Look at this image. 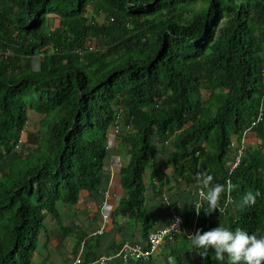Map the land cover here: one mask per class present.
<instances>
[{"label":"trees","instance_id":"16d2710c","mask_svg":"<svg viewBox=\"0 0 264 264\" xmlns=\"http://www.w3.org/2000/svg\"><path fill=\"white\" fill-rule=\"evenodd\" d=\"M263 51L264 0H0V264H32L47 218L63 226L60 204L108 189L115 153L125 165L114 222L135 226H115L125 241L138 228L145 239L164 211L168 224L171 208L190 227L194 191L216 183L231 185L234 202L225 215L201 216L198 229L220 223L264 235V195L243 203L248 191L264 193V116L253 128L257 144L244 145L230 174L233 138L241 144L264 105ZM32 112L41 116L35 132ZM111 130L119 150L109 145ZM147 169L159 182L152 199ZM168 169L177 190L161 209ZM100 236L81 237L84 262L98 259ZM176 244L128 264H229L185 235Z\"/></svg>","mask_w":264,"mask_h":264},{"label":"crops","instance_id":"0c3cea01","mask_svg":"<svg viewBox=\"0 0 264 264\" xmlns=\"http://www.w3.org/2000/svg\"><path fill=\"white\" fill-rule=\"evenodd\" d=\"M34 68L38 69L34 64ZM40 122V121H39ZM255 137V138H254ZM255 132H251L249 138L246 141V145L256 139ZM121 138L116 135L114 131L109 133V145H115L116 150L118 149ZM22 141H25V136L22 137ZM119 150V149H118ZM114 158H118L116 161ZM125 162V160H123ZM0 163V178L5 174L6 167ZM122 158L118 154H112L106 161L105 174L108 176L110 182L108 187V193L112 200H109L110 208L116 209L119 205L120 199L124 196V190L121 186V169H122ZM3 171V172H2ZM148 180H150V173L148 174ZM148 187V199L150 193L153 194V186ZM168 187V186H167ZM170 193L173 194L177 190L176 185L169 186ZM174 187V188H172ZM166 188V187H165ZM191 199V198H190ZM195 199V191L192 200ZM104 200V196L95 198L88 192H82L78 203L74 206L62 205L59 206L61 214V221L64 227L74 226L75 229L71 230L70 235L63 237L64 231L56 220L53 218H47V230L41 235L37 252L34 254V262L32 264H69L71 255L75 253V247L77 246L78 239L85 236L86 233L92 234L100 225L101 221V204ZM166 212H162V217H158L159 220L154 222V226L164 227L167 221L164 218ZM76 223V224H74ZM99 225V226H98ZM115 226L128 228L132 231L135 230L134 223L127 217L118 216L114 228L109 232H106L104 238L107 239V243L100 242L96 247L95 258L109 257L111 258L106 264H124L120 259L115 257V254L119 251V248L125 240L123 237V231H116ZM122 228H120L122 230ZM140 228L136 229V233L133 242L145 241L144 236L140 233ZM127 237L130 235L127 229H124ZM129 240V239H128ZM177 245V244H176ZM162 250L158 251L156 255H159Z\"/></svg>","mask_w":264,"mask_h":264},{"label":"clouds","instance_id":"9594fccd","mask_svg":"<svg viewBox=\"0 0 264 264\" xmlns=\"http://www.w3.org/2000/svg\"><path fill=\"white\" fill-rule=\"evenodd\" d=\"M263 86H264V80H263ZM262 100L264 101V94H263ZM262 106L264 107L263 103H262L261 107ZM115 133H116V135H118L117 130ZM150 173H151V170H150ZM169 174L170 173L167 171L166 175H165L166 178L164 177L165 178V180L163 182L164 184L160 185V186H162L161 187L162 192H161L160 196L158 197L157 201L159 203V208H161V209L166 208L164 206H161V204H165L168 207H170L172 205V202L170 199V194H171L170 192L171 191H169L170 185L167 187V184H169V182H168ZM166 179H167V182H165ZM212 180H213V176L211 174H209L203 178V184L205 186H210V182ZM151 181L154 183L158 182L156 180H151ZM150 187H151V184H150ZM228 187L230 189L231 185H229ZM225 190H226V186L224 184L216 183L215 185L210 186L209 191L207 192V201H208L209 210H205L206 212H212L215 209H217L218 201L221 198V194L223 192H225V193L227 192V190L226 191ZM153 194L150 193V196L151 195L152 196L149 199L153 198ZM262 195H264V193H261L259 190H256L255 192L248 191L244 195L243 203L254 205L257 201V197H260ZM102 196H104L103 202L106 200L108 202H109V200H112L110 198L109 193H108V189L106 191H104ZM157 201H154V204H153L154 207L157 206V204H155V203H157ZM103 202H102V204H103ZM233 202H234V198H233ZM102 204H101L100 208H102ZM116 209H113V207H112L111 210H109L110 219L108 221H104L102 218L101 219V225L91 234V236L103 235L106 232H109L112 228H114L115 222H114V216L113 215H114V212ZM101 217H102V213H101ZM181 218L183 219V217H181ZM194 219H195V215L193 214V219H191L192 225L190 227H187L185 225V227L187 229L193 228ZM104 222L107 223L106 228L103 230L102 233H99L98 231L101 228H103ZM169 222H170V219H169ZM199 222H200V219L196 225V232L194 234L188 235V237L190 239L192 247L197 249V250H200L202 255L205 252H207L208 249H214L216 258L218 260H224L225 258H227L229 264H264V235H257L256 233H250L249 231H247L243 228H239V227L233 229L230 226H226V225L220 224V223L217 227H214V228H211L209 230L204 231V230L198 229L199 224H200ZM168 224H166L164 227H166ZM184 224H185V220H184ZM164 227L153 226V229L150 230L149 234L152 231H155L159 228H164ZM61 228L64 231V233L62 235L63 237L70 235L71 231H67L66 227L61 226ZM206 228H208V227H206ZM149 234L145 238V241H142V242H133V243H131L130 241L123 242L119 248V251L115 254V257L120 259L124 264H128L129 262H135L136 263L137 261H139V260H126L123 258V256H118V255H119L120 251L122 250L124 244H126V243H129L130 245L141 244L143 247H145V249H149V242H150ZM180 239H181V237L178 238L176 241L166 240L164 243H162L160 245L158 250L151 253V255L148 259L141 260V261L148 262L152 258H158V255H156V254L158 251L162 250L164 245H166L167 243L170 242V243L174 244V246H177L176 242L177 241L180 242ZM85 251H86V238L85 239L80 238V239H78L77 246L75 247V253H73L71 255V260H70L69 264H72L78 258L81 259L84 264L94 263L98 259L102 258V257H100V258H98L92 262H84ZM36 252H37V250H36ZM105 258L107 259V261L105 262V264H106L111 258H109V257H105Z\"/></svg>","mask_w":264,"mask_h":264},{"label":"built area","instance_id":"2783aa9c","mask_svg":"<svg viewBox=\"0 0 264 264\" xmlns=\"http://www.w3.org/2000/svg\"><path fill=\"white\" fill-rule=\"evenodd\" d=\"M1 54V52H0ZM264 58V51H263ZM8 56V54H7ZM5 56V57H7ZM264 116V107L260 108V111L256 118L252 121L251 126L244 131L241 139V144H238V140L233 138L232 148L234 150V159L232 161V165L230 166V174L234 171V169L240 164L241 159L245 152V143L249 138L251 132H253V128L256 127L262 120ZM229 184V183H228ZM167 200V199H166ZM233 203V197L230 193V189H227V192H223L221 194V198L218 201L217 210L222 213V215L226 214L227 207ZM109 202L106 200L102 204L101 213L104 221H108L110 219L109 210H111L109 206ZM205 210H209L208 201H207V191L198 188L195 191V199H193V211L195 213V219L193 222V228L187 229L184 224V220L176 213L172 208L170 209V222L164 228H159L155 231H152L149 234V249H145L141 244L130 245L129 243L124 244L122 250L120 251L118 256H123L126 260H146L150 257L151 253L158 250L160 245L164 243L166 240L176 241L182 235H185L187 238L188 235L194 234L196 232V225L201 216H204L207 220L211 216V212H206ZM210 220V219H209ZM209 223L207 222L206 227H209ZM107 223L104 222L103 228H101L98 232L102 233L106 228ZM107 259L102 257L98 259L94 263L90 264H105ZM72 264H84L81 259H76Z\"/></svg>","mask_w":264,"mask_h":264},{"label":"rangeland","instance_id":"374dc122","mask_svg":"<svg viewBox=\"0 0 264 264\" xmlns=\"http://www.w3.org/2000/svg\"><path fill=\"white\" fill-rule=\"evenodd\" d=\"M97 20L98 21H102V18L99 16V17H97ZM56 23H58L57 21H55L54 19H52V24H56ZM33 63L35 64V66H37V67H39V57H35L34 59H33ZM208 97V95L206 94V92L204 93V98H207ZM41 120V116L40 115H35L33 112L31 113V115H30V126H29V128L31 129V131H33V132H35V131H37L38 130V128H39V121ZM255 138V137H254ZM257 142H258V140H257V138L256 139H254L253 141H250V143H253V144H257ZM124 151H125V146H124ZM116 161L118 160V158H114ZM122 165H125V162H123V160H122ZM170 174H169V177L173 174V171H172V169H168L167 170ZM166 171V172H167ZM150 173V169H147V174H146V176H145V182H146V185L147 186H149L150 184H151V179L150 180H148V174ZM173 184H175V182L174 181H172L171 183H169V184H167V186H169V185H173ZM172 188H174V187H172ZM170 191V190H169ZM148 192H149V190H148V187H147V189H146V195H148ZM148 201V200H147ZM60 206H61V204H60ZM99 225H101V221L99 222ZM98 225V226H99ZM105 237V235H101L100 237H98L95 241H94V244H96V243H100V242H104V243H107V239L106 238H104ZM96 242V243H95ZM188 248H190V246L188 247Z\"/></svg>","mask_w":264,"mask_h":264}]
</instances>
